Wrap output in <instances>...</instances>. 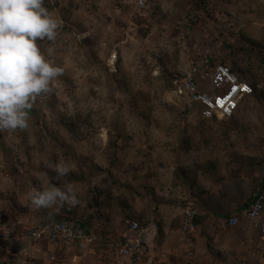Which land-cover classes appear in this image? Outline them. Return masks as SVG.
<instances>
[{
  "label": "rangeland",
  "instance_id": "rangeland-1",
  "mask_svg": "<svg viewBox=\"0 0 264 264\" xmlns=\"http://www.w3.org/2000/svg\"><path fill=\"white\" fill-rule=\"evenodd\" d=\"M134 1L53 0L49 11L61 21L57 37L37 43L64 72L52 82L51 92L34 101L29 127L0 130V264H120L110 246L121 239L118 228L123 230L126 220L142 225L150 220L145 204L138 208L140 215L129 212L131 185L135 178L154 185L157 173L176 158L172 154L183 129L199 122L180 89L197 58L214 66L211 78L232 81L226 65L239 69L262 93L260 101L252 96L247 102L243 117L248 122L229 135L237 144L235 154L253 158L252 164L239 166L258 170L264 162V0H147L144 10L136 9ZM241 149L248 152L242 155ZM217 153L219 163H228L230 153L218 148ZM59 162H67L71 171L59 176ZM189 174L179 176L191 181ZM49 185L76 192L77 205L53 207L74 221L117 204L115 212L109 211L115 229L99 233L105 241L94 246L99 251L77 254L82 258L75 262L73 246L58 259L63 250L56 251L51 262L43 246L25 244L20 233L50 218L43 217L46 208L38 213L30 193ZM158 187L167 189L163 182ZM196 233L205 234L204 229ZM158 239L157 255L150 263L144 257L141 264H261L257 251H235V246L217 252L210 238L195 241L193 249L183 239L173 255Z\"/></svg>",
  "mask_w": 264,
  "mask_h": 264
},
{
  "label": "crops",
  "instance_id": "crops-1",
  "mask_svg": "<svg viewBox=\"0 0 264 264\" xmlns=\"http://www.w3.org/2000/svg\"><path fill=\"white\" fill-rule=\"evenodd\" d=\"M256 21L260 23L259 19ZM247 26H245V29ZM253 42L255 43L256 40L252 41V43ZM207 63H204L203 58H197V61L192 64V66L198 68V80L201 90L208 93L209 91L213 90L214 93L217 94L222 92L225 88H229L234 83V80L238 82L235 78L236 75L229 73L228 71L231 68L227 67L226 65H223V68L227 77H232V81L231 79L227 80L226 78L220 81L211 78L213 77L212 72H214L216 69L213 70L212 67L214 66H208ZM206 79H212L214 84L212 86L205 84ZM238 83L245 84L249 87L246 82ZM218 85H223L224 89L218 90ZM180 89L182 90V88ZM251 93L252 90L249 87V92L246 95L252 97ZM188 103L189 107L191 108L190 110H195V107L199 105L191 104L189 99ZM239 151H242L243 154V152L246 150L241 149ZM172 155H174L176 158L172 163L170 162L169 168L165 169V172L157 173V180L152 181L155 183L154 185H150V180H147L145 185H142L139 183L137 178H135V181L131 185L129 192L130 204L133 205L129 212L131 211L130 213L134 215H140L141 210L139 209L138 211V208L140 205L141 208L143 207V204H145L150 220L146 225L140 224V231L135 233L130 232L128 227L130 223L137 222L136 219L126 220L124 229L122 230L118 228L116 231V233L120 234L121 239L130 240L138 236H143L148 245L145 259L148 257V260H150L148 263H150L151 260L157 255V248L155 244L158 237L157 224H160L162 229L164 251L169 255H173L175 252L178 253L176 248H178L179 244H181V241L184 239L182 234L183 211L186 206L192 205L198 210V215L196 218V231L197 229H200V231L201 229H204L205 233L200 238V236L195 231L193 235L194 243H203L204 240L207 241V239L210 238L212 239V247H214L217 252H226L229 247L235 246L237 247V249H234L235 251H239L241 248L257 251L256 253L260 255V263L264 264V238L248 221L239 216L240 210L247 207L252 201L251 196L257 188L256 184V187L253 189L254 181H258L262 167L256 170L255 168H244L243 166H239V168L236 167L233 171L235 175L227 176L226 172L228 163L226 162L225 165H222L221 162L219 163L218 157L220 155L217 153V148H214L209 144L202 145L197 160L193 159V155L188 153H178L177 150L174 151ZM219 167L221 168V173L225 174V177L227 176L225 180L219 179ZM182 171L187 175L189 173L186 172H192L189 174L191 181H186V176H183V178L179 176L180 172ZM252 171L254 172L252 173ZM216 173L217 176H213ZM161 182L164 183V187H167V189L165 188V190H163L164 192H162L161 187H158ZM150 189L151 192H154V194H150ZM134 203H139L137 207L135 206V209ZM111 207L112 209H109V211L115 212L118 206L115 204ZM99 208L101 211L98 213L95 211L96 215H92V211L90 210L89 215L85 217V220H72L70 223L78 231H81L85 234L97 235V237L100 239V241L95 245L83 244L84 246L81 248V250L78 249V246L74 248L73 261L75 262L82 258L80 255L77 257V254H82L85 256L87 250H89L91 253L96 252V250L99 251V249L94 246H103L102 244L105 242L102 236H100V232L112 234L115 229L113 222L110 220L111 214L108 209L104 206H100ZM40 212L41 211L39 208L38 213L40 214ZM56 214V209L46 208L43 217L55 219ZM235 215H238L240 219V223L237 226L244 224L242 225V228L241 226H229L228 222L230 218ZM261 217L264 221V211ZM38 221H35L33 225L39 224L40 222L38 223ZM213 224H216L215 228L213 227ZM116 226L118 225L116 224ZM244 226L245 229L243 228ZM27 243L28 241L25 240V244ZM110 246H112V243ZM87 247L90 248L87 249ZM168 250L171 251L169 252ZM63 253H65L64 250L59 251L57 259L58 256ZM118 263L125 264L123 262Z\"/></svg>",
  "mask_w": 264,
  "mask_h": 264
},
{
  "label": "clouds",
  "instance_id": "clouds-1",
  "mask_svg": "<svg viewBox=\"0 0 264 264\" xmlns=\"http://www.w3.org/2000/svg\"><path fill=\"white\" fill-rule=\"evenodd\" d=\"M60 26L44 0H0V130L29 127L34 101L51 92L52 82L64 72L37 43L38 39L55 41ZM55 171L64 176L71 168L59 162ZM30 197L37 208L79 203L71 186L34 188Z\"/></svg>",
  "mask_w": 264,
  "mask_h": 264
},
{
  "label": "built area",
  "instance_id": "built-area-1",
  "mask_svg": "<svg viewBox=\"0 0 264 264\" xmlns=\"http://www.w3.org/2000/svg\"><path fill=\"white\" fill-rule=\"evenodd\" d=\"M135 7L139 10L147 8V0H135ZM115 59V57H114ZM228 74V73H227ZM246 86V87H245ZM182 91L187 95L191 104H199L206 111L215 113L219 119L230 118L236 110L239 101L249 92V87L234 80V83L217 94H209L199 87L198 68L191 67L181 81ZM264 166L261 169L258 186L252 195L250 204L240 210L239 216L248 221L264 238ZM198 210L195 206H186L183 211L182 234L189 248H197L193 241L196 231ZM238 215L230 218L228 224L235 227L240 223ZM132 233L140 231L138 222H132L128 227ZM11 232H16L15 230ZM28 240L32 247L43 246L48 251V260L56 261V251L80 245H92L100 241L94 234L78 231L71 224L63 222L44 221L32 225L25 232L20 233ZM148 250L147 241L143 236L132 239H118L111 246V254L117 262L125 264H141Z\"/></svg>",
  "mask_w": 264,
  "mask_h": 264
},
{
  "label": "trees",
  "instance_id": "trees-1",
  "mask_svg": "<svg viewBox=\"0 0 264 264\" xmlns=\"http://www.w3.org/2000/svg\"><path fill=\"white\" fill-rule=\"evenodd\" d=\"M54 2L53 0H44L45 6L48 9L50 8V6H53L56 3ZM228 72L231 74H235L236 75L235 78L237 79L238 82H246L249 85V82L247 81L246 77L242 75L239 69H237V71L235 72L229 69ZM249 87L251 88L252 90L251 94L252 96H254L255 99L257 98L259 101L263 99L262 93L257 92L256 86L254 84H250ZM249 99H251V97L247 95L244 96L241 99L238 108L235 110L233 115L228 119H219L215 113L205 111L200 105H197V107H195V111L197 112L196 117L199 122L198 123L192 122L191 124L187 125L185 129H183V132L179 137L177 152L191 154L193 155V158L197 160L203 144L212 145L213 147H217L220 150L224 149L227 153H230V156H228L230 157V159H227L228 160V168L226 172L227 176L235 175L233 171L236 167L239 168L240 164H247V163L252 164L253 161L251 160L253 158H250V155L244 156L242 154L243 156L241 157L234 153L236 151V147L234 146L237 144L232 140L231 135H229L232 131H238L242 127V124H246V122H248L244 119L243 115L244 112L248 110L247 102ZM224 121H228V123H225ZM239 157H241L240 160ZM237 159L239 160V163L236 162ZM260 164L261 167L264 166V162ZM219 174H220L219 179L221 180L226 179L227 176L225 177L224 176L225 174L221 173V168L219 169ZM213 176H217V173L214 174ZM56 208L60 210L64 207L57 206ZM71 218L73 217L70 215L66 216L62 214L60 211H57L56 218L49 219V221L63 222L66 224H70L72 222ZM136 221L139 224H141L138 220ZM182 223H183V218H182ZM157 231L159 237L158 240L160 242L161 240H163L162 229L160 227V224H157Z\"/></svg>",
  "mask_w": 264,
  "mask_h": 264
},
{
  "label": "snow or ice",
  "instance_id": "snow-or-ice-1",
  "mask_svg": "<svg viewBox=\"0 0 264 264\" xmlns=\"http://www.w3.org/2000/svg\"><path fill=\"white\" fill-rule=\"evenodd\" d=\"M246 87V86H245Z\"/></svg>",
  "mask_w": 264,
  "mask_h": 264
}]
</instances>
